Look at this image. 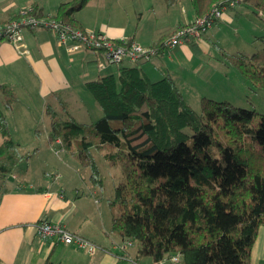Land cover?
<instances>
[{"label":"trees","instance_id":"trees-1","mask_svg":"<svg viewBox=\"0 0 264 264\" xmlns=\"http://www.w3.org/2000/svg\"><path fill=\"white\" fill-rule=\"evenodd\" d=\"M88 1L62 3L56 17L77 26L75 13ZM191 1L196 19L221 0ZM242 3L264 23V0ZM222 57L245 82L264 89L260 55L222 52ZM85 88L101 117L80 123L66 104L61 102L58 110L48 106L49 141L60 140L102 190L93 150L105 152L109 163L121 164L125 179L116 186L112 204L122 209L113 218L112 231L139 245L134 261L148 258L160 264L180 256L182 264H251L264 225V115L255 126V111L207 97L197 112L171 75L152 81L136 64H121L116 74L99 76ZM17 101L14 89L0 84L2 188L32 156L20 151L12 134L8 112Z\"/></svg>","mask_w":264,"mask_h":264},{"label":"crops","instance_id":"crops-1","mask_svg":"<svg viewBox=\"0 0 264 264\" xmlns=\"http://www.w3.org/2000/svg\"><path fill=\"white\" fill-rule=\"evenodd\" d=\"M70 1L0 0V23L14 19L21 9L31 6L36 7L37 14L56 16L59 6ZM88 3L75 13L76 27L102 32L113 39H130L144 46L157 45L162 37L195 20L191 0H131V6L137 5L135 27L116 10L107 9L105 0L100 4L102 7L96 4L92 11H87ZM108 5L114 7L111 2ZM232 10L226 12L222 21L231 20L235 12ZM213 28L196 42L195 49L203 52L210 48L213 34L217 36ZM22 35L25 54L7 41L0 42V84H8L18 96L8 117L20 151L24 154L23 150L29 146H23L15 138L22 119L29 124L30 133L46 137L36 138V144L30 148L33 155L15 169L0 194V264H46L48 261L51 264H151L148 258L142 263L135 262L137 250L133 253V246L126 254L117 247L123 239L112 231L113 218L118 214L112 204L116 187L112 194L106 195L105 190L101 191L91 182L90 170L83 168L74 155L66 153L60 140L52 143L48 137L51 130L48 106L57 109L61 102L66 104L69 113L80 123H91L101 117V110L94 108L91 112V106H87L85 84L107 75L104 72L114 65L100 70L97 65L102 60L100 54L84 51L72 55L60 48L56 36L47 30H24ZM194 47L182 45L164 50L150 62L136 65L152 81L171 75L181 91L178 76L179 80L186 77L190 80L196 74L192 73ZM52 169L59 174L58 178L46 177V172ZM43 222L61 224L102 250L90 255L56 238L42 239L36 227ZM176 257L179 261L168 257L160 264H182L181 257ZM251 264H264V225L252 248Z\"/></svg>","mask_w":264,"mask_h":264},{"label":"rangeland","instance_id":"rangeland-1","mask_svg":"<svg viewBox=\"0 0 264 264\" xmlns=\"http://www.w3.org/2000/svg\"><path fill=\"white\" fill-rule=\"evenodd\" d=\"M105 1L107 9H112L113 11L116 10V13L120 14L124 19L126 18L129 20L133 27L137 25V19L134 11L137 5L133 4L131 6V0ZM88 2V6L90 7L87 8V11H92L96 4L101 7L102 5L100 4H103V0H89ZM109 2H111L114 7L108 5ZM123 8H126V11L122 10ZM234 10L235 12L233 13V17L230 21H222L221 23H216L213 26L214 28L212 31L214 33L216 32L217 36L215 38L213 34L212 41H210V48L204 49L203 52L198 51L195 48L193 49L195 58L193 66L194 70L192 73H194V71L196 73L194 79L188 80V77H186L185 80H179L180 78L178 76V83L183 95L188 100L192 108L197 112H201V99L203 97H207L215 101H228L237 107L255 111L257 115L254 119V124L257 126L261 121V116L264 115V89L253 86L249 82H245L233 67L226 66L223 63L222 52L246 55L258 54L260 55L259 63L264 66V41L262 40L264 37V23L243 3L238 4ZM94 14H97L96 11H94ZM93 17L95 20L96 17ZM210 34L212 33L210 32ZM26 51L27 50L25 49V53ZM130 65L133 64L130 63ZM117 69L118 66L114 65L104 73H116ZM224 74L227 75L225 76ZM182 81H184V83H182ZM84 97L87 106H91L92 108L91 112H93L94 108L101 110L91 93L85 92ZM22 120L23 121L21 123L18 121L16 122L21 126L16 128L15 138L16 140L24 143L23 146L29 144L28 149L25 148V150H23L25 151L24 154L30 153L33 155V151L30 148H32V144H36V138L42 137V139H45L46 136L45 134L42 135L39 133L36 136V134L30 133L28 128L29 124L24 121V119ZM39 121L41 122L43 120ZM38 143H40V140ZM66 153L72 154L70 152ZM93 153L100 170V175L104 180L105 189L103 190L106 191V195L112 194L114 188L125 179L122 166L120 163H109L104 158L105 152L93 150ZM72 155L75 156V154ZM40 165L41 163H39V166ZM57 174L58 173H54L52 169L51 171L46 172V177L53 179V177L55 178V175ZM3 189L4 188L0 187V194ZM100 190L103 191L101 188ZM121 209L122 207L119 204H115V211L118 215L121 213ZM138 247L139 245L134 243L131 248L132 252H136ZM166 264L178 263L169 262Z\"/></svg>","mask_w":264,"mask_h":264},{"label":"built area","instance_id":"built-area-1","mask_svg":"<svg viewBox=\"0 0 264 264\" xmlns=\"http://www.w3.org/2000/svg\"><path fill=\"white\" fill-rule=\"evenodd\" d=\"M243 1L221 0L214 4L205 16L198 17L191 23L174 30L165 38L161 47L144 46L135 41L129 42L126 38L113 39L102 32L78 28L56 16L37 14L32 6L21 9L17 18L0 23V42L7 41L13 44L23 54L25 53L23 31L47 30L56 36L57 45L72 55L82 51L100 54L102 60L97 65L100 70H103L108 65L119 66L125 62L133 64L150 62L164 50L199 42L216 23L224 19L226 12L234 9ZM58 177L59 174L55 175V178ZM36 231L42 239L56 238L65 244L75 245L90 255L102 250L99 245L71 232L61 224L43 222L37 225ZM133 244L131 239L126 238L117 247L123 254H126ZM171 260L177 262L179 258L173 256Z\"/></svg>","mask_w":264,"mask_h":264}]
</instances>
